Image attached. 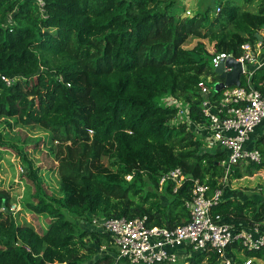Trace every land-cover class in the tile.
Listing matches in <instances>:
<instances>
[{
    "label": "trees",
    "instance_id": "1",
    "mask_svg": "<svg viewBox=\"0 0 264 264\" xmlns=\"http://www.w3.org/2000/svg\"><path fill=\"white\" fill-rule=\"evenodd\" d=\"M254 1L211 0L186 15L178 0H44L43 8L37 0H0V116L49 130L57 143L48 152L60 176L54 195L40 168L26 166L36 187L27 204L50 216L47 229L20 226L10 191L0 188V264H121L118 252L94 258L112 237L80 229L71 215H147L150 225L173 228L190 220L186 201L196 179L216 189L226 175L264 171V133L255 145L261 161H249L245 173L241 162L227 172V151L205 148L203 133L190 126L208 122L199 82L211 78L213 87L220 80L214 53L239 56L242 43L264 38V0L254 11L242 6ZM191 37L216 40L215 51L201 41L185 46ZM3 76L16 79L7 84ZM241 85L264 93V65L250 78L243 73ZM222 94L212 88L213 98ZM180 104L189 120L180 118ZM176 167L187 175L184 185L175 192L167 181L160 189L162 175ZM212 212L260 222L264 199L229 197ZM229 251L264 264V249ZM217 258L198 252L177 264H217Z\"/></svg>",
    "mask_w": 264,
    "mask_h": 264
},
{
    "label": "built area",
    "instance_id": "2",
    "mask_svg": "<svg viewBox=\"0 0 264 264\" xmlns=\"http://www.w3.org/2000/svg\"><path fill=\"white\" fill-rule=\"evenodd\" d=\"M37 1L43 8L44 0ZM263 49L264 38L255 42L246 41L241 45L242 53L239 56L229 51H216L212 63L216 67L223 59L234 56L242 62L243 73H248L250 78L253 69L264 65ZM230 69L226 68V71ZM3 78L7 84L15 80L6 76ZM210 79L199 82L203 112L208 122L204 125L190 122L209 138V145L217 144L227 151V157L223 160L227 172L242 161L260 162L261 152L256 148H246L245 143L264 120V93L256 88L233 85L223 89L221 98H213L211 92L214 86ZM171 103L176 101L172 100ZM179 107L180 118L189 120L188 107L181 104ZM127 177L131 178V175ZM226 179L227 175L224 177ZM186 180L184 170L176 167L162 175L160 189L169 181L177 192ZM223 200V187L212 189L209 183L196 179L191 198L186 201L190 213L187 223L173 228L150 225L147 215L133 218L97 216L91 220L81 219L80 222L85 229L108 233L118 249L119 257L132 264H177L181 260L186 262L194 253L205 251L217 254V264H256L252 257L241 260L234 258L229 248L264 249V221L237 224L228 217L213 214V206Z\"/></svg>",
    "mask_w": 264,
    "mask_h": 264
},
{
    "label": "rangeland",
    "instance_id": "3",
    "mask_svg": "<svg viewBox=\"0 0 264 264\" xmlns=\"http://www.w3.org/2000/svg\"><path fill=\"white\" fill-rule=\"evenodd\" d=\"M261 1L256 0L252 4L244 3L242 6L244 9L254 11ZM207 2L210 3L211 0H178L179 11L190 15L188 11L193 13L198 8L204 9L209 4ZM261 34L264 35V30L261 31ZM199 41L211 53L215 51L214 44L216 40L191 37L185 46L193 48L198 45ZM212 84L214 86L215 83L213 82ZM170 98L168 97L167 101ZM190 126L198 134H201L194 127V123L190 122ZM202 136L204 137L205 148H208L209 142H206V135L202 134ZM37 139H40V141L37 142ZM56 143L57 140L52 139L51 132L40 125H25L17 117L0 116V188L3 187L10 191L12 195L11 211L20 226L29 225L36 228V230L47 229L49 226L50 216L46 213L33 211L27 204L29 201H33L32 195L36 187L33 181L27 177L26 166L28 162H32L33 167H39V175L43 179L42 183L45 190L51 194L59 195L60 176L56 169L57 161L54 155L48 152L50 147ZM23 155L26 156V159H24ZM104 161L105 164L108 163L107 159H104ZM248 164L249 162L246 161L240 163L239 168L242 173H245V168ZM225 186L226 190L232 193V196L236 195L235 197H239L240 199L252 197L256 201H261L264 199V171L253 176H244L240 179H226L223 185L224 189ZM162 198L163 202L168 203L166 196L163 195ZM71 216L80 229H83L80 222L81 219L91 220L97 217L92 213H88V216L82 218L73 214ZM92 244L95 245L96 243L92 242ZM98 251L94 255V258L106 253L116 255L118 249L113 242H109L104 243L101 247L98 246ZM116 257L120 259L119 253ZM182 262L183 260L178 263ZM121 264H127V261L123 259ZM258 264L263 263L259 261Z\"/></svg>",
    "mask_w": 264,
    "mask_h": 264
},
{
    "label": "water",
    "instance_id": "4",
    "mask_svg": "<svg viewBox=\"0 0 264 264\" xmlns=\"http://www.w3.org/2000/svg\"><path fill=\"white\" fill-rule=\"evenodd\" d=\"M226 68H231L226 71ZM220 80L214 84V90L219 92L226 87L233 85H241V75L243 73L242 62L237 60L234 56L223 59L221 63L215 67Z\"/></svg>",
    "mask_w": 264,
    "mask_h": 264
},
{
    "label": "crops",
    "instance_id": "5",
    "mask_svg": "<svg viewBox=\"0 0 264 264\" xmlns=\"http://www.w3.org/2000/svg\"><path fill=\"white\" fill-rule=\"evenodd\" d=\"M262 58H264V49H263V51H262ZM251 67L253 68L254 66L253 65H251ZM264 133V120H263V122L256 128V130H255V132L252 134V136H251V138H250V140H248L246 143H245V147L246 148H249V149H251V148H256L255 147V145H256V140L262 135ZM204 134V133H203ZM207 139V138H206ZM207 141L209 142V138L207 139ZM210 147H214V146H212V145H209ZM217 148H219L220 146L219 145H215ZM215 147V148H216ZM257 149V148H256ZM256 174H258V173H256ZM253 176V175H252ZM245 177H247V176H245ZM243 178V177H242ZM238 179H240V178H238ZM230 180V179H229ZM236 195H234V196H232V193L231 192H229V190H226V186H225V189H224V199H226V198H229V197H231V198H234ZM237 198H239V197H237ZM247 198H252V197H247ZM246 198V199H247ZM240 199V198H239ZM253 199V198H252ZM241 200H245V199H241ZM230 220H232V219H230ZM232 221H234L235 223H239V224H246V221H240V220H232Z\"/></svg>",
    "mask_w": 264,
    "mask_h": 264
},
{
    "label": "clouds",
    "instance_id": "6",
    "mask_svg": "<svg viewBox=\"0 0 264 264\" xmlns=\"http://www.w3.org/2000/svg\"><path fill=\"white\" fill-rule=\"evenodd\" d=\"M260 38H262V37H260ZM11 78H14V79H16V76L15 77H11ZM18 78V77H17ZM13 83V82H12ZM97 216V215H96Z\"/></svg>",
    "mask_w": 264,
    "mask_h": 264
}]
</instances>
